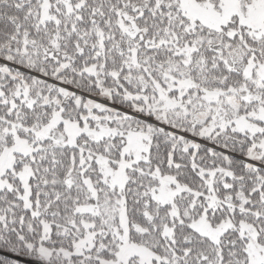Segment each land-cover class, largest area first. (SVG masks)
Masks as SVG:
<instances>
[{
    "label": "snow or ice",
    "instance_id": "1",
    "mask_svg": "<svg viewBox=\"0 0 264 264\" xmlns=\"http://www.w3.org/2000/svg\"><path fill=\"white\" fill-rule=\"evenodd\" d=\"M0 264H264V0H0Z\"/></svg>",
    "mask_w": 264,
    "mask_h": 264
}]
</instances>
